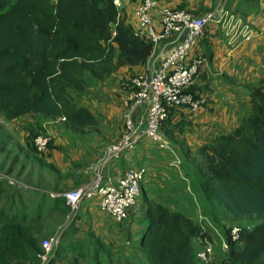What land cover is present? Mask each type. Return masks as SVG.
<instances>
[{"label":"trees","instance_id":"trees-1","mask_svg":"<svg viewBox=\"0 0 264 264\" xmlns=\"http://www.w3.org/2000/svg\"><path fill=\"white\" fill-rule=\"evenodd\" d=\"M134 28L113 0H0V115L12 120L41 114L64 117L77 127L97 125L78 96L91 80L148 61L152 44ZM248 92L251 109L238 126L196 148L201 200L206 207L220 202L236 219L264 216V67ZM204 205L200 210L210 219ZM147 219L140 243L151 264H196L197 219L155 201L147 207ZM0 225V264L41 263L42 238L26 216L0 212ZM228 232H221L229 243L223 264H264V219L242 230L237 247Z\"/></svg>","mask_w":264,"mask_h":264},{"label":"crops","instance_id":"crops-1","mask_svg":"<svg viewBox=\"0 0 264 264\" xmlns=\"http://www.w3.org/2000/svg\"><path fill=\"white\" fill-rule=\"evenodd\" d=\"M121 3L126 12L127 22L135 27L134 10L138 0H121ZM158 3L159 7L167 5L184 8L195 15L224 4L221 0H158ZM225 5L234 17L241 16L247 20L255 29V33L250 41L230 45L220 24H209L205 28L197 48L207 58V62L202 66L191 89L205 95L206 103L195 114L187 108L175 110V117L167 120L162 126L163 135L181 158L180 170L170 167L168 153L147 139H143L134 151L123 154L107 167L108 175L113 178H117L128 168L139 165L147 167L148 172L142 184L141 194L126 220L118 222L104 214L97 205V197L85 200L77 214H72L65 203L62 202L61 205L56 200L48 198L44 190L83 186L93 178V166L88 175H79L75 168L66 166V161L63 166L61 153L58 151L48 153V149L42 153L36 152L34 148L30 150L25 143L28 131L25 133L22 127H17L13 131L11 129L9 139H18L20 136L21 148L16 152L8 149L0 155V168L23 178L35 189L23 193L26 191H15L0 183V212H3L4 217L15 214L26 216L27 223L36 230L42 240L59 232L61 238L59 246L48 253V260H52L53 264H137L142 258L144 263L151 264L149 255L140 243V237L147 227V207L153 201L165 204L170 210L182 211L196 221L200 207L202 208L199 185L203 176L202 160L196 153V148L209 142L215 135L228 133L238 126L241 118L251 109L248 87L258 83L263 76L264 0H227ZM154 25L159 28L157 13L154 16ZM175 39L172 36L163 40L152 51L144 65H135L131 68L142 70L140 72L152 70L157 66L162 53L172 46ZM117 79L115 71L90 85L77 99L80 105L87 107L96 116L98 123L102 120L105 124L98 130L80 128L82 131H96L106 136V140L98 145L101 154L121 133L122 124L119 132L114 137L110 136L114 132L116 121L122 113L124 114L125 90ZM88 90L93 92L84 96ZM136 117L141 119L143 110L138 109ZM0 118L2 119L1 116ZM47 133L51 142L52 136L50 132ZM95 141H98V138ZM88 146L95 147V144ZM153 146L159 151L154 152ZM46 152L50 156L42 159L41 156ZM45 162L50 164L49 172L44 171ZM71 171L76 172L79 177L75 179L67 177ZM183 176L191 181L198 196L197 201L186 193ZM9 188L13 194L8 195L6 190ZM207 209L210 219L222 231H228L237 221L243 220L233 218L217 201H212ZM220 242L213 232L199 233L192 239V246L194 251H197L204 243L211 244L216 260L220 264L223 258L219 256ZM196 264L202 263L196 260Z\"/></svg>","mask_w":264,"mask_h":264},{"label":"built area","instance_id":"built-area-1","mask_svg":"<svg viewBox=\"0 0 264 264\" xmlns=\"http://www.w3.org/2000/svg\"><path fill=\"white\" fill-rule=\"evenodd\" d=\"M121 7V0H113ZM200 15L187 9L159 7L158 0H138L134 10L135 35L145 38L152 44L154 51L160 43L170 37L175 42L165 50L155 68L136 73L122 82L125 90L123 100L124 114L119 137L107 145L93 166V178L81 187L64 190H47L45 194L52 199H61L72 214H77L85 200L97 197L99 209L113 220L122 222L129 216L137 204L142 191V184L147 175V167L139 165L124 170L117 178L108 175L110 162L123 154L134 151L143 139H147L169 155L168 164L176 170L181 168V158L168 143L162 133V126L169 113L179 108H187L192 114L198 113L206 103V96L190 90L207 58L197 50L198 42L209 24H220L224 29L227 43L230 45L250 41L255 29L241 16L229 13L225 2ZM155 13L158 14L159 28L154 25ZM233 18V19H232ZM143 110V117L138 119L136 111ZM64 120V117L60 118ZM48 133L36 134L32 145L36 152L48 149ZM0 181L7 186L21 191L34 190L35 187L21 177L0 171ZM184 189L194 201L196 200L191 181L183 176ZM39 190V189H38ZM200 233L213 232L219 236L222 251L227 252L229 243L211 220L201 210L197 214ZM250 226L233 225L228 236L236 247L241 243L242 230ZM60 233H54L42 240L43 253L41 263L48 260V253L60 244ZM196 260L202 264H217L211 244L204 243L196 251Z\"/></svg>","mask_w":264,"mask_h":264},{"label":"rangeland","instance_id":"rangeland-1","mask_svg":"<svg viewBox=\"0 0 264 264\" xmlns=\"http://www.w3.org/2000/svg\"><path fill=\"white\" fill-rule=\"evenodd\" d=\"M140 71L142 70H133V68L131 67L118 69L116 71L118 83L122 84V82H124L127 78L131 77L132 75L136 73H139ZM96 81L91 80V86L94 85ZM83 92H86V91H83ZM91 92L93 91L88 90V92L84 93L83 95L88 96V93H91ZM80 95L78 97H80ZM104 98L107 99L106 96ZM0 116L2 117V119L0 118V146L2 148V152H0V155H3V153L7 152L8 149H11L12 152H16L17 150L21 148L20 143H19L20 136H18V139L16 138L13 140L9 139V137L12 134L13 129L17 127L18 128L22 127L25 130V133L26 131H28V134L25 138V143L28 149L30 150L33 149V145H32L33 137L36 134L45 133V132L47 133L48 131L50 132V135L52 136V140L48 146L47 152L52 153V152L58 151L59 153H61L63 155V166L65 164L64 162L66 161V166L69 168L70 167L75 168L76 172H79V175H88V172L92 170V166H94V163L96 162L97 158L101 154V151L99 150L98 145L101 143V141L106 140L105 135L99 134L96 131H87V132L82 131L80 130V128L82 127L72 126L68 124L66 121L61 120L60 118L57 119L56 117H52V116H46V115H41V114H27L16 120H13V119L8 120V119H5L2 115ZM122 122H123V113H122V116H120V118L116 121L114 125V132L110 136L114 137L119 132ZM104 125H105L104 122L101 120V122L98 123L97 125L85 126V128H94V130H98L99 128L100 129L103 128ZM96 138H98V141H95ZM107 140H110V139H107ZM92 144H95V147L92 146ZM88 145H91L92 147H89ZM152 150L154 152L159 151L156 146H153ZM47 152L46 154L41 156L42 159H45L46 157L50 156ZM45 164L46 166H45L44 171L49 172L50 164L49 162H45ZM0 171L8 172L7 170H3L1 168H0ZM76 172L71 171V173L66 176L71 177L72 179H75L76 177H79V175ZM73 188H75V186L69 187L68 189H73ZM192 188H193V185H192ZM59 190H64V189H59ZM6 191L8 195L13 194L10 188L9 190H6ZM44 191H47V190H44ZM193 191H194V188H193ZM29 192L30 191H26L23 193H29ZM196 195L197 194H195V196ZM197 197L198 196L195 197L196 200H198ZM56 201L60 203L61 205L64 203V202L62 203V201L60 200H56ZM200 201L202 202V206H203L204 203L201 200V197H200ZM33 206L35 208V204H33ZM204 208L207 212L208 209L205 205H204ZM3 209L5 210L4 206H3ZM217 216H218V213H217ZM263 219H264V216L251 215L248 217H244L243 220L237 221L236 224L240 226L248 225L251 227L257 222L262 221ZM56 233H59V232H56ZM219 256L221 258L222 256L223 258L226 257V255L222 251L221 244L219 246ZM223 258L221 259L220 264H222ZM71 259L73 260V258ZM84 259L85 258H79V260H84ZM137 264H147V263H144V260L142 258Z\"/></svg>","mask_w":264,"mask_h":264}]
</instances>
